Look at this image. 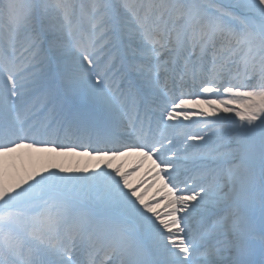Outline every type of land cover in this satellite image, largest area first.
<instances>
[{"label": "snow or ice", "instance_id": "snow-or-ice-1", "mask_svg": "<svg viewBox=\"0 0 264 264\" xmlns=\"http://www.w3.org/2000/svg\"><path fill=\"white\" fill-rule=\"evenodd\" d=\"M0 264H264V0H0Z\"/></svg>", "mask_w": 264, "mask_h": 264}, {"label": "bare ground", "instance_id": "bare-ground-1", "mask_svg": "<svg viewBox=\"0 0 264 264\" xmlns=\"http://www.w3.org/2000/svg\"><path fill=\"white\" fill-rule=\"evenodd\" d=\"M193 130H195V129H193ZM151 195V194H150Z\"/></svg>", "mask_w": 264, "mask_h": 264}]
</instances>
